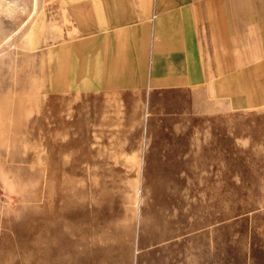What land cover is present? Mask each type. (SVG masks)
Returning <instances> with one entry per match:
<instances>
[{
    "label": "rangeland",
    "instance_id": "1",
    "mask_svg": "<svg viewBox=\"0 0 264 264\" xmlns=\"http://www.w3.org/2000/svg\"><path fill=\"white\" fill-rule=\"evenodd\" d=\"M66 1L0 0V264H264V105L79 88Z\"/></svg>",
    "mask_w": 264,
    "mask_h": 264
},
{
    "label": "crops",
    "instance_id": "2",
    "mask_svg": "<svg viewBox=\"0 0 264 264\" xmlns=\"http://www.w3.org/2000/svg\"><path fill=\"white\" fill-rule=\"evenodd\" d=\"M66 3L87 26L79 88L203 85L235 109L264 105V0Z\"/></svg>",
    "mask_w": 264,
    "mask_h": 264
}]
</instances>
